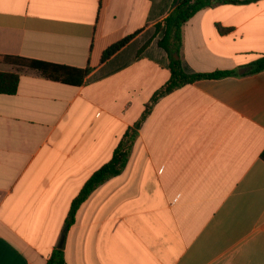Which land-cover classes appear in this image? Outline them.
<instances>
[{"label": "crops", "instance_id": "crops-1", "mask_svg": "<svg viewBox=\"0 0 264 264\" xmlns=\"http://www.w3.org/2000/svg\"><path fill=\"white\" fill-rule=\"evenodd\" d=\"M173 1L0 0V55L90 69L80 86L23 70L16 94H0V264H46L61 247L66 264H264V70L249 71L264 56V0L184 24L188 69L235 74L160 98L125 169L64 233L73 201L170 78L154 27Z\"/></svg>", "mask_w": 264, "mask_h": 264}, {"label": "trees", "instance_id": "trees-1", "mask_svg": "<svg viewBox=\"0 0 264 264\" xmlns=\"http://www.w3.org/2000/svg\"><path fill=\"white\" fill-rule=\"evenodd\" d=\"M259 0H174V9L160 23L155 25L156 34L161 33L158 46L168 55L170 78L167 83L157 90L152 96L146 111L141 120L136 123L135 127L128 130L121 140L120 144L114 151L112 159L97 170L84 185L78 197L73 201L66 223L64 233L68 231L74 222L75 214L80 205L89 197V195L104 182L110 178L116 177L125 169L134 142L137 136V130L141 127L146 115L150 112L153 105L162 97L172 93L174 90L185 85L194 83L203 79H220L235 74L233 71H217L213 73H195L185 66L183 61L174 58V54L179 55L182 28L184 24L194 16L198 11L214 6L216 4H245L253 3ZM224 31V30H221ZM134 37V34L125 37L120 42L107 48L102 56L106 61L121 48H123ZM150 42L145 44L141 50L145 49ZM0 64L12 66L15 72L0 71V94L14 95L18 90L20 72L23 70H33L42 77L52 81L60 82L71 86H80L89 74L90 69H79L66 65L48 63L40 60L29 59L20 56L0 55ZM264 70V56L256 60L250 68L251 73ZM261 159L264 161V150L261 153ZM46 264H66L63 247L56 248L47 260Z\"/></svg>", "mask_w": 264, "mask_h": 264}, {"label": "water", "instance_id": "water-1", "mask_svg": "<svg viewBox=\"0 0 264 264\" xmlns=\"http://www.w3.org/2000/svg\"><path fill=\"white\" fill-rule=\"evenodd\" d=\"M174 58L179 59V56L177 54H174ZM244 71H245V69H244ZM240 73H242V71ZM63 243H64V237L62 238L59 247H61L63 245Z\"/></svg>", "mask_w": 264, "mask_h": 264}, {"label": "rangeland", "instance_id": "rangeland-1", "mask_svg": "<svg viewBox=\"0 0 264 264\" xmlns=\"http://www.w3.org/2000/svg\"><path fill=\"white\" fill-rule=\"evenodd\" d=\"M154 30H155V36H157L158 34H156V29H155V27H154ZM155 36H154V37H155ZM160 38H161V35H160ZM160 38H159V39H160ZM151 41H152V40H150L149 42H151ZM158 41H159V40H158ZM9 66H10V65H9Z\"/></svg>", "mask_w": 264, "mask_h": 264}]
</instances>
